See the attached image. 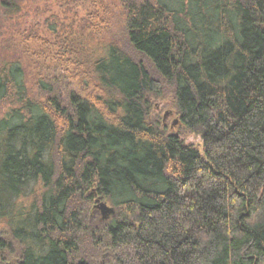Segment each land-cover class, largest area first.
I'll return each mask as SVG.
<instances>
[{
	"label": "trees",
	"instance_id": "16d2710c",
	"mask_svg": "<svg viewBox=\"0 0 264 264\" xmlns=\"http://www.w3.org/2000/svg\"><path fill=\"white\" fill-rule=\"evenodd\" d=\"M23 1L0 0V17ZM57 1L84 10L78 40L41 21L17 40L54 66L43 93L21 59L0 62V256L264 264V0ZM166 93L185 131L151 117ZM97 198L110 221L92 220Z\"/></svg>",
	"mask_w": 264,
	"mask_h": 264
},
{
	"label": "rangeland",
	"instance_id": "374dc122",
	"mask_svg": "<svg viewBox=\"0 0 264 264\" xmlns=\"http://www.w3.org/2000/svg\"><path fill=\"white\" fill-rule=\"evenodd\" d=\"M57 0H24L21 3V9L20 13L15 14L12 17L7 18V14L3 15V18L0 17V62L6 63L7 59H21L22 62L26 65L27 68H29V89L31 90V93L35 97H39L41 95V89L36 87L35 83L36 79H39L38 76L43 77L45 75V71L43 70L44 67L53 68L54 66L52 63H50V59L47 60L46 57L41 58L34 56L29 57L25 55L20 48V45L17 44V40H20L21 35L25 32H29L36 28V23L39 24L43 23L40 28H42L45 32L48 33V37H56L57 32L60 33V36H70V38H75V40H78L82 35L83 32V21L80 18L84 10L82 9L79 13V17L74 18V11H65V9L60 8V6L57 4ZM39 18V20H38ZM38 20V21H37ZM41 21V23H40ZM115 23L117 21V18L112 20ZM36 22V23H34ZM53 23H56L58 28L56 31V34H53L52 31H48L49 25ZM37 23V24H38ZM33 27V28H32ZM35 27V28H34ZM24 31V32H23ZM111 32H117V28H113ZM33 35H36L35 33H32ZM88 34V33H87ZM94 40V39H92ZM94 44H91L92 46H95V42L92 41ZM8 41L5 47L1 45V42ZM2 47H5L4 49ZM57 70L51 71L48 74V76L51 77V79H56L57 77ZM43 75V76H42ZM56 76V77H55ZM59 76H64V74H60ZM63 78V77H62ZM57 79H60L59 77ZM32 80V81H31ZM68 81V80H67ZM70 82V81H69ZM72 83L70 84L71 87ZM40 89V91H39ZM154 111L152 112V118H160L163 125L168 127L170 131H185L184 128H182L180 124V120L178 115L176 114L174 110V106L172 104V95L170 93H166L164 98L158 99L154 101ZM8 109V105L1 104L0 105V117L4 114L3 112ZM166 116V117H165ZM177 121V123H175ZM185 134V133H183ZM185 139H187L188 142L194 141L196 143L201 142V139H199L197 136L193 134H187L185 135ZM28 192L35 189L36 193L40 194L41 190L39 186L35 185L33 188H27ZM98 199V198H97ZM30 198L27 199L29 201ZM21 201V200H20ZM102 201H105L108 203L109 206L114 208V205H112L108 199H102ZM101 203H98L97 200L93 201V205L91 207V218L93 221L99 220L101 222H108L113 217L114 214H111L107 217H104V212L102 211L100 207ZM5 238L7 241L11 239L10 237V227L6 225L5 222L1 221L0 223V239ZM1 255V253H0ZM10 257H1L0 256V264H16L15 256L14 258Z\"/></svg>",
	"mask_w": 264,
	"mask_h": 264
},
{
	"label": "water",
	"instance_id": "95a60500",
	"mask_svg": "<svg viewBox=\"0 0 264 264\" xmlns=\"http://www.w3.org/2000/svg\"><path fill=\"white\" fill-rule=\"evenodd\" d=\"M175 123H177V121ZM96 200L98 203H101L100 207H101L102 211L104 212V217H107L111 214H114V212H115L114 208L109 206L107 202H105V201L101 202V199H96Z\"/></svg>",
	"mask_w": 264,
	"mask_h": 264
}]
</instances>
